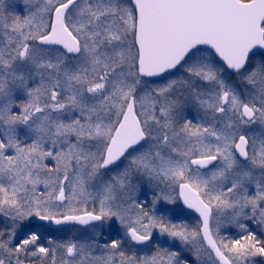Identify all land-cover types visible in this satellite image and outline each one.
<instances>
[{
  "label": "snow or ice",
  "instance_id": "snow-or-ice-1",
  "mask_svg": "<svg viewBox=\"0 0 264 264\" xmlns=\"http://www.w3.org/2000/svg\"><path fill=\"white\" fill-rule=\"evenodd\" d=\"M0 264H264V0H0Z\"/></svg>",
  "mask_w": 264,
  "mask_h": 264
}]
</instances>
